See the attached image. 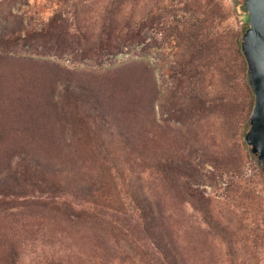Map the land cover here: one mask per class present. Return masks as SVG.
<instances>
[{"label": "rangeland", "instance_id": "rangeland-1", "mask_svg": "<svg viewBox=\"0 0 264 264\" xmlns=\"http://www.w3.org/2000/svg\"><path fill=\"white\" fill-rule=\"evenodd\" d=\"M24 3L0 16V264H148L146 214L179 264H264L243 0Z\"/></svg>", "mask_w": 264, "mask_h": 264}, {"label": "water", "instance_id": "water-1", "mask_svg": "<svg viewBox=\"0 0 264 264\" xmlns=\"http://www.w3.org/2000/svg\"><path fill=\"white\" fill-rule=\"evenodd\" d=\"M248 28L240 46L254 103L244 141L264 173V0H244Z\"/></svg>", "mask_w": 264, "mask_h": 264}, {"label": "trees", "instance_id": "trees-1", "mask_svg": "<svg viewBox=\"0 0 264 264\" xmlns=\"http://www.w3.org/2000/svg\"><path fill=\"white\" fill-rule=\"evenodd\" d=\"M24 5H25L24 0H10V2L5 6V8L0 7V16L4 13L6 8L9 9L8 10L9 12L7 13L9 14V16H11L13 12H19L21 7ZM240 10L243 14H246L243 4H241ZM245 20H247L246 17H245ZM49 31H50V28L48 27L46 30L41 29L40 33L42 35H46L49 33ZM240 40L241 38L239 37L237 40L238 52H239V56L244 62V66H246L245 59L241 52ZM249 88L250 87H248V89ZM252 93L253 92H251V95H253ZM250 154L251 153L248 151L249 157H251V159H253V161L257 163L256 158L252 156V154L251 155ZM263 181H264V175H263ZM142 218L144 220V224L146 226L147 231L151 232V239L153 240L152 244L154 246V251H145L144 253L145 257L148 259L147 263L148 264H179V262L176 260L173 254V251L171 250V248H169L168 244L165 243L164 236L162 235V233L159 230L158 231L156 230V226L154 224L157 222L156 219L152 217V215L150 214H146L145 216H142ZM147 221L150 222V224Z\"/></svg>", "mask_w": 264, "mask_h": 264}, {"label": "flooded vegetation", "instance_id": "flooded-vegetation-1", "mask_svg": "<svg viewBox=\"0 0 264 264\" xmlns=\"http://www.w3.org/2000/svg\"><path fill=\"white\" fill-rule=\"evenodd\" d=\"M243 5H244V0H243ZM245 8V7H244ZM245 12H246V10H245ZM246 18H247V14H246ZM247 24H248V19H247ZM249 26H247V28H248ZM246 31V30H245Z\"/></svg>", "mask_w": 264, "mask_h": 264}]
</instances>
